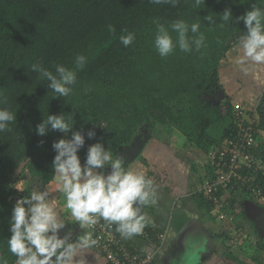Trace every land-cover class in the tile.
Here are the masks:
<instances>
[{
	"label": "trees",
	"instance_id": "1",
	"mask_svg": "<svg viewBox=\"0 0 264 264\" xmlns=\"http://www.w3.org/2000/svg\"><path fill=\"white\" fill-rule=\"evenodd\" d=\"M193 4L194 0H180L176 7L153 5L150 0H0V108H9L17 116L9 130L0 132V257L8 264H16L7 244L12 235L8 221L14 204L30 195L33 186L46 188L55 182L52 161L56 152L52 145L65 134L69 138L72 132L85 134L86 142L79 152L83 164L88 147L96 142L111 148L112 158H118L122 151L141 147L146 132L155 137L162 128L161 132L171 135L170 147L175 151L186 145L204 156V180L216 177L210 152L229 151L227 142L237 140L241 133L236 117L241 107L223 89L222 63L246 35L245 24L238 18L253 4L264 6V0H204L198 7ZM228 8L233 17L225 22L220 14ZM208 15L213 23L205 19ZM177 19L189 24L200 22L206 46L188 53L177 47L161 57L154 46L157 25L168 26ZM109 25L115 27V33L108 31ZM129 32L135 34V40L125 47L120 37ZM172 35L175 38L176 34ZM77 55L86 57L82 69L75 66ZM33 64L53 72L56 64L76 68L72 94L54 98L57 93L47 87L48 81L31 71ZM255 109L259 116L254 121L257 139L264 131V92ZM48 114L65 115L69 125L74 124L71 132L50 130L45 136L38 135L36 125ZM218 127L222 130L216 136ZM89 130H95V138L87 137ZM142 154L139 161L148 167ZM126 155L120 160L128 169L132 165ZM260 159L264 161V154ZM240 174L251 175L253 180L237 185L230 195L220 191L216 196L229 203L225 213L233 217L230 222L235 226L223 239L227 258L237 264H251L237 256L242 246L236 235L247 220L238 198L252 195V188L257 186L264 194V175L244 167ZM193 195L198 208L207 213L215 211L213 201L203 193ZM145 229L154 242H159L151 225ZM257 238L256 248L261 250L264 241L259 233Z\"/></svg>",
	"mask_w": 264,
	"mask_h": 264
},
{
	"label": "clouds",
	"instance_id": "2",
	"mask_svg": "<svg viewBox=\"0 0 264 264\" xmlns=\"http://www.w3.org/2000/svg\"><path fill=\"white\" fill-rule=\"evenodd\" d=\"M179 2L150 0L153 5L170 4L173 7ZM202 2L204 0H194L193 7ZM232 17L230 8L220 14V19L225 22ZM205 19L214 22L209 15ZM238 20L244 22L247 31L237 42L236 50L242 51L245 61L264 64V6L253 4ZM200 27L198 21L189 24L183 19H177L168 26L158 24L154 40L158 54L167 57L177 47L185 53L193 51V48L199 51L206 46V37L200 32ZM108 31L115 33L116 29L109 25ZM172 33L176 34L175 38ZM134 40L135 34L131 32L120 37V43L125 47ZM74 63L76 68L82 69L86 57L77 55ZM54 68L55 72L40 64L31 65V71L47 80V87L57 93L54 98H66L72 94L77 82L76 68L63 64H56ZM16 119L17 116L9 108H0V132L9 130V124ZM73 126L69 125L65 115L48 114L36 125L35 131L40 136H45L50 130L69 133ZM95 136V130L87 132L89 139ZM85 142V134L76 131L71 133L70 138H61L52 145L56 152L52 168L71 216L81 227H94L103 220L109 226L116 225V231L124 238L141 235L149 223L144 208L154 206L158 201L152 179L142 171L122 167L120 158L113 160L111 148H106L102 142L88 147L82 164L79 152ZM108 166H111V171L106 173ZM8 223L12 233L7 240L8 250L16 257V264H81L79 254L97 243L91 232H83L74 241L71 230L61 236L60 232L67 224L61 218L51 193L38 184L32 188L30 195L15 202ZM0 264L8 262L0 257Z\"/></svg>",
	"mask_w": 264,
	"mask_h": 264
},
{
	"label": "crops",
	"instance_id": "3",
	"mask_svg": "<svg viewBox=\"0 0 264 264\" xmlns=\"http://www.w3.org/2000/svg\"><path fill=\"white\" fill-rule=\"evenodd\" d=\"M234 64L237 65V63ZM232 66L234 67V65ZM226 77L227 76H221L223 89L228 95L233 97L234 100L237 96V98L239 97L238 101L240 98H244L240 101L248 103V100L258 93L261 88L263 89L261 93L264 92V76H234L229 82L225 80ZM149 153L152 154L154 159L156 158L157 154L153 155L155 152L151 151ZM176 155L177 153H172L175 165L173 168L168 166L170 165L169 163L167 164L169 168L167 166L163 169L160 168L162 170L156 168L155 165H151L152 167L151 172L149 173V178L154 182L153 185L158 193V201L156 205L144 208V213L149 220L148 224L151 225V227H154L158 234H163V239H166L163 249L156 254L159 250L155 249V245L160 247L164 240L161 242L145 241L135 236L128 239L129 243L139 252L155 254V257H153V264H193L201 254L205 252L207 253V241L209 239L212 240L211 235L209 236L205 230V225L207 222H210L209 219L207 220L206 218L215 217L216 212L207 213L198 208V205L193 199V194H195L196 189L195 191H191L192 183L196 179L192 177L193 175L189 174L188 166L180 161L182 158L178 159L175 157ZM153 158L149 159L150 164L153 163ZM159 158H161V162H166L164 155H160ZM134 169L137 168L134 166ZM160 173H163L164 177L169 179V191L165 190L167 188H165L164 185L162 186L155 182L154 178ZM55 181L57 182H55L56 186L54 192L51 190V185L53 184L46 187V189L53 196L57 210L63 221L67 224L65 229L61 230L60 235L64 236L69 230H71L73 233L72 239L74 241L82 235L83 232H88V230L87 227L79 226L75 221V218L71 216L70 210L66 207L65 195H59L62 193L60 182L58 180ZM259 213L261 214L260 216L257 214L259 217L257 221L261 222L264 218V212L261 210ZM185 235H187V237H185ZM193 242H195V247H193ZM215 244L216 250L203 264H236L227 258V250L223 244L220 245L217 244V242ZM183 251V254L180 253ZM78 259L81 261V264H108L106 258L92 247L83 250L79 254ZM242 260L249 263L244 259Z\"/></svg>",
	"mask_w": 264,
	"mask_h": 264
},
{
	"label": "rangeland",
	"instance_id": "4",
	"mask_svg": "<svg viewBox=\"0 0 264 264\" xmlns=\"http://www.w3.org/2000/svg\"><path fill=\"white\" fill-rule=\"evenodd\" d=\"M238 44H236L233 49L231 50V52L227 55L226 60L222 63L223 64V74L222 76H227L225 78V80L227 82H229L234 76L236 77H242V76H264V64H255L251 61H245L243 58V53L242 51H237ZM234 63H237V65H235ZM234 65V67L232 66ZM248 74V75H247ZM262 88L260 89V91L258 93H256L255 95H253L251 97L250 100H248V103L245 102H241V99L244 98H240V100L238 101L239 97L235 98V105L237 107H244L248 110H254L255 108H257V106L260 103L261 100V96H262ZM247 101V100H246ZM223 113L225 114V107L223 108ZM258 113H256V109H255V114H254V119L258 120ZM160 130H162V128H160ZM158 131L159 134L154 135L155 137H152L151 133L146 132L147 134V139H145L143 142L140 143L139 146H141V152L138 155L137 158H135L132 162H129V164H131V168L134 169V166L137 168L135 170H139L142 171L147 177H149V173L151 172V165H155L156 168H158L159 170H162L163 168H166L167 164L169 163L171 168H173L174 165V158L172 157V153L177 155L175 157H177L178 159H181L180 161H182V163H184L186 166H188L189 168V174L193 175L192 177L196 180L193 181L192 186H191V191L196 189V191L199 190V187L201 186L202 181H204L203 177H204V156H202L199 152H197L195 149H193V147H187L186 145H184L183 147L178 148V150H174L172 147V145H170L171 142V135L167 134V132H161ZM222 129L220 127H218L215 132L214 135H219V132ZM257 133H259V131H257ZM65 138H69L67 136V134H65ZM169 141V142H168ZM173 142V140H172ZM256 143V148H254V152H255V156H258V160H261V154H264V131H260V134H258V138L255 141ZM145 148H143V147ZM171 146V147H170ZM155 152L156 158L154 159L152 154H150L149 152ZM121 152L120 156L118 158H125L127 155L129 154L128 157L131 159V157L136 154L134 151L133 152ZM143 153V154H142ZM142 154L143 158H145L148 162V167L142 162L139 161L140 155ZM163 156L164 155V159L166 160V162H161V158H159V156ZM166 156V158H165ZM151 157V158H149ZM127 158V161H129L130 159ZM154 159L153 163L150 164L149 163V159ZM117 158H113V160H115ZM173 160V163H172ZM184 160V162H183ZM257 160V158H256ZM257 160V161H258ZM263 161V160H262ZM264 162V161H263ZM157 164V165H156ZM167 166V167H168ZM162 168V169H160ZM169 168V167H168ZM107 172L111 171V166H108L105 169ZM155 182L157 184L160 185H164L165 190L169 191L170 187L168 185V178H165L163 173H160L159 175H157V177L154 178ZM55 180H58V178L56 177ZM57 182V181H55ZM53 183V185H51V190L52 192H54L56 183ZM154 183V182H153ZM31 186H33V183H30ZM200 185V186H199ZM59 186V185H57ZM34 187V186H33ZM41 187V186H39ZM42 188V187H41ZM46 189V188H44ZM172 189V188H171ZM62 192V191H61ZM59 195L63 196L64 193H60ZM259 198L252 194V195H241L238 200H239V204H240V208L243 207L244 208V213L247 217V220L245 222V225L242 229H240V231L237 233L239 235V242L238 244L241 245V249L240 251L237 253V256H239L240 258L248 261L251 264H264V247L261 250H258V248H256V244L257 241L260 240V238H257V234L259 233L261 236V239L264 241V220L263 221H257L258 220V216L257 214L260 216L261 213H259L261 210L264 212V203H261L259 200ZM257 200V201H256ZM261 205H259V204ZM217 217V219L215 218ZM215 217H207L206 219L210 222H207L205 225V230L206 232L209 234V236L211 235L212 238V242H217V244L222 245L223 244V239L225 234H231L233 232L234 229V225L233 223H231L230 221H227L229 223H225V221L223 222L218 213H215ZM212 219V220H210ZM189 232V231H187ZM185 233V231H184ZM190 233V232H189ZM188 235V234H187ZM187 235H185V237H187ZM214 240V241H213ZM166 242V239L164 238V242L162 243V245L160 247L155 245V249H158L159 251L156 252L159 253L162 249L163 246ZM180 244V243H179ZM185 246V245H183ZM180 253H184L180 252ZM152 257H155V254H151ZM174 255V254H173ZM175 258V257H174ZM172 264H176V263H172ZM237 264V263H236Z\"/></svg>",
	"mask_w": 264,
	"mask_h": 264
},
{
	"label": "built area",
	"instance_id": "5",
	"mask_svg": "<svg viewBox=\"0 0 264 264\" xmlns=\"http://www.w3.org/2000/svg\"><path fill=\"white\" fill-rule=\"evenodd\" d=\"M255 109L248 110L237 108L236 117L241 122V133L237 140L227 142L229 151L213 149L209 156L214 165H216V177L208 178L203 181L199 187V192L203 193L216 206L215 212L218 213L222 221H232L233 217L225 213V207L229 203L220 199L216 194L220 191L225 195H230L231 191L241 183L253 180V176H243L240 172L244 168L252 169L255 173L262 171L264 175V163L262 160H256L254 146L256 145L255 137ZM220 155V157H219ZM229 156L227 165H223L226 156ZM252 194L256 195L261 203H264V194L259 186L252 188ZM154 229V227H151ZM88 232L93 234L97 243L92 248L102 254L108 264H153V257L149 253L139 252L129 243L127 238L122 237L116 231V225L109 226L103 220H100L94 227H87ZM155 231V229H154ZM157 239L163 241V234L156 232ZM142 240L153 241L150 232L144 229L141 235L135 236ZM158 246V245H157Z\"/></svg>",
	"mask_w": 264,
	"mask_h": 264
},
{
	"label": "water",
	"instance_id": "6",
	"mask_svg": "<svg viewBox=\"0 0 264 264\" xmlns=\"http://www.w3.org/2000/svg\"><path fill=\"white\" fill-rule=\"evenodd\" d=\"M221 93H222V95H223L224 92L221 91ZM134 152H135L136 154H134V155L131 157V159L129 158L130 160H129L128 162H132L135 158L138 157V155H139L140 152H141V147H138V148L136 147V149L134 150ZM26 164H27L26 162L21 164L20 168L17 170V175H19V174L22 173V171L24 170ZM263 220H264V218H263L261 221H263ZM206 248H208L207 253L205 252V253L201 254V255L195 260V262H194L193 264H203V263L205 262V260L209 259V258L213 255L214 251L216 250V244H215V242H212V240L209 239V240L207 241Z\"/></svg>",
	"mask_w": 264,
	"mask_h": 264
}]
</instances>
